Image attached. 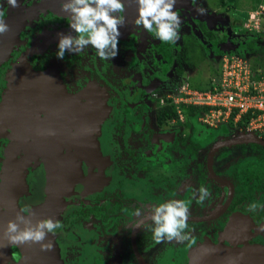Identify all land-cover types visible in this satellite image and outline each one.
Masks as SVG:
<instances>
[{
	"label": "flooded vegetation",
	"instance_id": "1",
	"mask_svg": "<svg viewBox=\"0 0 264 264\" xmlns=\"http://www.w3.org/2000/svg\"><path fill=\"white\" fill-rule=\"evenodd\" d=\"M190 2L197 10L193 1ZM8 11L16 17L14 27L20 23L23 26L9 55H0V170L5 159L14 157V146L16 158L20 156L16 137L30 150H41L42 140L47 146L58 147L67 139L72 153L75 148L81 151L84 145L79 141L89 136L92 123L99 115L96 106H107L101 91L105 92L111 107L123 109L126 116L122 122L129 125L128 129H121L120 121L111 118L108 125L115 136L106 139L112 145L108 156H101L102 151L92 146L93 150L79 159L83 177L89 170H109L110 179L108 175L94 180L90 178L96 188L95 194L83 193L76 183L77 191L65 193L69 196L58 194V204L51 210L42 191L44 185L49 189L48 182L44 184L45 165L42 161H36V164L31 161L22 170V182L12 169L9 174L13 177H0V206L9 197L6 204L14 207L17 203V210L34 225L48 218L36 213L37 208L44 205L43 212L48 209L51 218L60 220L63 225L55 234L46 235L41 243L51 242L52 247L45 249L47 252H38L29 264H264V168L248 161L250 154H260L251 148L256 144L221 147L208 159L212 145L242 134L241 125L225 126L227 133L223 134L220 130L218 132L220 124L207 125L199 121L207 136L196 142L192 126L187 116L180 113L179 106L192 104L183 101L175 105L176 98L170 100L169 96L166 97L163 91L166 87L171 88V81L166 83L164 77L160 89L150 90L152 82L158 81L153 66L164 53L171 65L177 63L176 76L175 73L168 75L175 77L181 86L182 94L179 95L186 99L185 94L192 91V88L188 89L187 75L180 67L184 63L183 57L180 52L178 54V49L174 50L177 40L175 43L160 41V47L153 34L133 23L136 5L124 6L125 22L119 28V61L116 65L112 59L98 58L90 46L79 53L66 52L63 59H58L55 56L57 36L71 33L69 15L61 11L60 0H18L14 12L4 0H0L3 17ZM176 11L186 12L194 18L198 32L199 23L204 20L206 28L212 22L218 24V36L224 34L221 32L224 28H229V35L235 36L230 31L235 19L227 23L220 16L208 18L198 10L204 19L189 11ZM225 43L230 44L227 41L221 45ZM179 68L180 75L177 74ZM79 70L83 76L74 78ZM12 71L16 76L8 92L17 86L8 105L3 106L7 75ZM23 81V85H38L34 89L33 101L30 99L28 103L21 100ZM72 82L75 83V92L70 99L65 93L64 96L58 93L57 84L67 91ZM161 94L166 97H163L164 103L157 98ZM76 105L86 107L66 108ZM165 105L172 107L177 118H157V109ZM134 109L135 113H130ZM179 124L189 127L188 134L180 139ZM208 133H215V137L212 139ZM62 151L70 152L68 149ZM260 155L262 161L259 163H262L264 157ZM30 157V160L34 159ZM103 159L107 160L108 168L107 165L104 167ZM112 183L115 184L113 189H105ZM202 186L207 187L209 196L200 202L194 193ZM15 189H18L17 194ZM168 199L183 200L188 205V241L157 242L152 239L148 228L151 221L147 218L149 207ZM252 202L260 206L249 211L248 205ZM25 206L29 211L21 212ZM135 208H141L143 215L134 216ZM3 211L0 209V264H25L26 257L32 253L29 251L28 254L26 249L33 248L28 247V242H24L27 246L8 242L3 229L10 217L7 216V222L3 224L6 213ZM135 223L140 226L132 227ZM41 243L32 242L38 247Z\"/></svg>",
	"mask_w": 264,
	"mask_h": 264
},
{
	"label": "clouds",
	"instance_id": "2",
	"mask_svg": "<svg viewBox=\"0 0 264 264\" xmlns=\"http://www.w3.org/2000/svg\"><path fill=\"white\" fill-rule=\"evenodd\" d=\"M136 4L135 25L151 33L162 42L175 43L179 37L181 18L175 10L178 0H134ZM9 7H16L18 0H4ZM125 0H60L62 12L69 15V28L71 33H60L57 36L55 56L63 59L65 53H79L90 46L95 49L96 56L102 60H110L117 54V44L120 36L119 28L124 25L125 18L122 15ZM203 12V9H197ZM240 15V14H239ZM243 15V13L241 14ZM246 18V16H245ZM9 31V25L5 23L3 14L0 13V35ZM242 57L253 56L246 53H234ZM220 59H218L217 64ZM69 107V106H66ZM194 195L200 202L209 196L207 187H199ZM255 202L249 203V211L259 207ZM29 211L28 206L21 212ZM134 216H142L141 208L133 210ZM190 216L188 205L179 199H168L162 203L149 207L148 220L151 224L148 228L152 239L160 241H176L182 243L190 239L188 219ZM21 225H24L21 227ZM135 223L132 227H139ZM60 220L44 218L34 225L18 215L15 220H9L5 228V236L9 243L20 244L24 242L41 243L45 241L47 234H55L62 229ZM51 242L41 243L42 249H50Z\"/></svg>",
	"mask_w": 264,
	"mask_h": 264
},
{
	"label": "rangeland",
	"instance_id": "3",
	"mask_svg": "<svg viewBox=\"0 0 264 264\" xmlns=\"http://www.w3.org/2000/svg\"><path fill=\"white\" fill-rule=\"evenodd\" d=\"M193 4L196 6L197 9H203V12L206 16L209 17H213V18H217V17H222L224 19H226L227 23H230L233 19H236L235 17L241 16V14L243 13V17H247V19L249 20V18L251 16H253V19H251L249 21V26L247 29L244 28V25H246L247 20L246 18H242L243 21L241 23H236V25L231 28V32H233L234 34H246L249 33V30H253V32H263L264 31V16H262L263 14H259L258 13V17H257V11L259 9H263L264 10V0H192ZM181 18V24L180 27L178 29L179 31V37L177 39V43H176V47L174 50L178 49V54L180 52L181 56V48H180V43H181V38L184 36H190L195 42L196 44L199 46L200 49V54L202 57V61L201 64L199 66V70L196 71V69L190 65L187 64L186 62H184L180 67L182 69V71L187 75V81L188 84L190 85V87H188L189 90H191L192 86L195 88H200L202 91H206L209 87H212V78L214 77V75L212 74V70L216 71V63L218 61V59H221L222 55H226V54H230L229 52H234V53H244V49L240 47H234L230 44L225 43V45H218V44H211V43H207L203 40L202 35L200 32H198L197 30V26H196V20L194 18H192L189 14H187L186 12L180 11L178 12ZM240 15H239V14ZM252 14V15H251ZM257 17V19H256ZM209 21H211V19H209ZM157 39V38H156ZM162 43V42H161ZM160 40L157 39V45H160ZM163 56V57H162ZM165 54L162 53V55L160 57H158V60L156 61V65L153 66L155 73L158 75L156 78L158 79L157 82H152L151 84V88L150 90H157L160 89L159 87L162 86V82H168L171 81V88L166 87L165 90L163 91V93L167 96L170 97V100H175V98L179 97V94H182V88L181 86H179L175 80V77H171L168 75L171 73H175L174 76H176V71L177 70V63L174 62L173 65L170 64V62H168L165 59ZM112 62L114 63V65L117 64V62L119 61L117 54L115 57L111 58ZM179 66V64H178ZM174 69V70H173ZM13 72V73H12ZM9 72L7 75V86H6V90L4 93V97L6 96L7 92H8V88L9 86L12 84L13 79H15L16 76V72L12 71ZM217 72V71H216ZM55 76L57 77L58 72L55 71L54 72ZM83 76V72L82 71H77L75 72L74 78H81ZM191 76V77H190ZM164 77V81L163 79L161 80V78ZM177 79V78H176ZM191 79V80H190ZM30 80V79H28ZM85 80V79H84ZM190 80V81H189ZM161 81V82H160ZM24 83V81L22 82V84ZM62 83V82H59ZM89 83V82H88ZM72 89H68L67 91L63 90L62 85H58L57 84V89H58V93H60L62 96H64L65 93V97L71 98V94L73 92H75V83L72 82V84L69 85ZM169 86V83H168ZM192 90H196V89H192ZM102 95L104 97L103 101L106 103L107 102V106H103V108L106 110L107 108V112L104 110V113L106 112V116L104 117V119L102 120V122L97 126L96 128V134L94 139L91 141V143H89L88 145V150H85L84 154H89L93 149L91 148L93 146L94 149H98L101 153V156L103 157H107L108 156V151L110 150L109 148L112 147L111 143L106 140L108 138H112V136H115V132L111 131V125L109 126L108 124L110 123L109 120L111 118H117L118 121H120L119 126H121L120 128L123 129V127H126L127 129L129 128V125L125 122V124L122 122L125 120L124 117V112L123 109H120L118 106H112L109 104V101L106 97V95L104 94V91H101ZM176 94H178V96H176ZM165 95L163 96L158 95L157 98L158 99H162L161 101L164 103L165 99L163 97H165ZM2 96V98H3ZM165 97V98H166ZM152 106V105H151ZM58 108L61 106H57ZM136 109H134L133 111H130V113H135ZM113 113V114H112ZM133 113V114H134ZM112 114V115H111ZM126 116V115H125ZM134 118V117H133ZM215 122V120H214ZM217 123V122H216ZM222 122H218V124H221ZM244 124V123H242ZM186 124H179V130H178V135H179V139L181 138L182 135L186 136L188 134V129L189 127L185 126ZM247 133V131L245 132ZM253 135H256L253 133ZM257 136H260L259 134H257ZM105 138V139H104ZM104 139L105 144L102 142ZM9 145H13L14 143H9ZM91 148V149H89ZM115 149V148H114ZM13 156L11 158L5 159L3 161L1 170H0V177L4 176L5 174H9L10 170H14V168H16V178L22 182L24 180V174L22 172L24 166L26 163H30L31 161H29V156H22L18 158H16V148L14 146L13 149ZM236 152V151H233ZM18 161V164H16V162ZM248 161H252L253 166H257L261 168H264V161L262 163H259L262 161V156L258 153L255 154H250V157L248 156ZM80 163V160H79ZM103 163H104V167H106L107 165V160L103 159ZM16 166V167H15ZM80 166V164H79ZM78 166V173L76 174L77 177L74 176H70L68 175V173L66 174L67 170L63 169L62 171H60L58 174H52L50 176V174L48 173V177H50L51 181H53L52 183H49V189H46V185H44V188L42 189L43 191V196L46 197L48 206L50 207V209L52 210V206H55L58 204V199L57 196L58 194H64L65 193H70V191H77V187L75 186V184L79 183L78 188L81 189V191L83 193L86 194H95V190L96 188L93 187L92 182L90 181V178L92 177L93 180L94 178H100L101 176L105 177L107 176L108 179H110L109 176V170H107L105 172L104 169H99L98 172L93 170V171H88L86 176H81L82 175V171H81V166ZM109 165H107L108 168ZM26 169V168H25ZM95 171V172H94ZM46 170H45V183H47V179H46ZM41 183V182H40ZM114 183V182H113ZM111 184L109 187H106L105 189H113L115 187V184ZM84 185V186H83ZM59 186V188H57ZM50 190V191H48ZM53 191V192H51ZM81 192V193H82ZM49 193V194H48ZM45 194V195H44ZM72 194H75V192H72ZM62 195V196H64ZM61 196V197H62ZM66 196H69V194H67ZM64 196V197H66ZM72 196V195H70ZM74 197V196H73ZM86 198V197H85ZM60 202V201H59ZM44 206V205H43ZM43 206H39L37 208V214L39 216L41 215H46V217L51 218V213L48 209H46V212H43L45 207ZM15 207L17 208V203L15 205ZM58 208V207H55ZM54 208V209H55Z\"/></svg>",
	"mask_w": 264,
	"mask_h": 264
},
{
	"label": "built area",
	"instance_id": "4",
	"mask_svg": "<svg viewBox=\"0 0 264 264\" xmlns=\"http://www.w3.org/2000/svg\"><path fill=\"white\" fill-rule=\"evenodd\" d=\"M256 13L257 17L258 13L264 16L263 9ZM251 19L253 16L249 20L246 17L245 29ZM216 71L217 76L212 78V90H192L185 94L186 99L183 95L176 98L175 105L184 101L211 107L201 119L207 125L226 122L232 115V122L236 125L243 115L248 114V120L240 124L242 134L254 133L264 138V65L255 66L250 56L230 53L222 55Z\"/></svg>",
	"mask_w": 264,
	"mask_h": 264
},
{
	"label": "water",
	"instance_id": "5",
	"mask_svg": "<svg viewBox=\"0 0 264 264\" xmlns=\"http://www.w3.org/2000/svg\"><path fill=\"white\" fill-rule=\"evenodd\" d=\"M125 3L127 4V5L125 4V6L135 7V5H136L134 0H126ZM179 9L189 11L190 13H192V15H193V13L198 14L197 10L192 6L190 0H178L177 4L175 6V10H179ZM9 10H11V11L13 10V12H14V8H12V7H9ZM198 15L200 16V18H203V19L205 18V16L201 13H199ZM3 18H4L5 23H7L9 25V31H7L3 35H0V55L1 56H7L11 52L13 45L17 39L18 31L23 25L20 23V25L15 28L14 25H15L16 17L14 15L11 16V14H9V11H8L7 15ZM15 86H17V85H15ZM37 86H38L37 83H35L34 85H32L31 83L24 84V85L22 84L21 89L23 92L21 93L22 94L21 100H26L27 103L30 101V99L33 101V97L36 93V91L34 89ZM14 87L11 88V90L6 94L4 101H3V103H4L3 106L8 105V101L13 94ZM27 88H29L31 90H27ZM15 98H16V96H15ZM79 106L80 107H86L85 105H76V106H69L66 108L72 109V108H76ZM96 107L99 110V115L97 118L94 119V121L92 123L90 134L88 133L89 136H87V138L79 141V143H82L84 145V147L82 149L80 148L81 151L75 148V149H73V153H72L70 151L72 148L71 144L68 142L67 139H65V141L64 140L61 141L58 147L47 146V144H44L43 140H42V144H41L42 149L41 150H38V149L37 150H30L28 147L26 149L24 147V145H21L20 144L21 139L19 137H16V141H17L19 148H20V154H19L20 156L19 157H22L25 154H27V155L34 157V159L30 160L32 157L29 156V160L33 161L34 164H36V161H42L45 165V170L47 172L46 173V179H47L48 184L52 183L53 181H51L50 177H48L47 174L49 173L50 176L53 173L58 174L63 169L67 170L66 174L68 173V175H70V176L77 177L76 174L78 173L79 159L82 155H84V156L86 155V154H84L85 151H83V150L84 149L88 150L87 148H88L89 143H91V141L95 137L96 128L102 122V120H103L102 118L104 117V114H105L102 106H96ZM247 143L256 144V145L264 147V139L258 138V137H256V135H253V134H241L240 136H237L234 138H229L226 140H222V141L217 142L214 145H212L210 147V150L208 153V159H210L212 153L215 150H217L221 147H229L232 145L247 144ZM21 146H23V147H21ZM65 149H68L70 152L62 151ZM50 155L52 156L53 160H51ZM28 164L29 163H26L23 169H25ZM15 169L16 168H14V170H13L14 172H16ZM4 177H13V174L4 175L2 178H4ZM57 188H59V186ZM17 190L18 189L14 190V192L16 194H17ZM6 192L8 193L7 190L4 191V193H6ZM51 192H53V191H51ZM6 202L7 203L9 202V197L7 198ZM6 202H4L3 205L0 206V209L2 210V208H3L4 209L3 212H6L3 215V219H2L3 224L5 222H7V219H6V218H8L7 216L10 217V220H15L18 215H22L17 210V208L15 206L14 207L9 206L8 204H6ZM14 209H15V211H14ZM4 217H5V219H4ZM134 229L135 228H133V232H134ZM3 230H5V228Z\"/></svg>",
	"mask_w": 264,
	"mask_h": 264
},
{
	"label": "trees",
	"instance_id": "6",
	"mask_svg": "<svg viewBox=\"0 0 264 264\" xmlns=\"http://www.w3.org/2000/svg\"><path fill=\"white\" fill-rule=\"evenodd\" d=\"M236 19L233 20L232 26L230 28H233L235 23H241L245 17L243 15L235 17ZM243 18V19H242ZM204 20H201L199 23V30L203 37V39L207 42H215L216 44H223L224 42H230L232 46L240 47L244 49V53L250 54L253 56V64L256 65H264V31L263 32H253L250 31L246 34H235V36L229 35V28H224L223 31L224 34L218 36V24L216 22L210 23V25L207 26V28L203 25ZM181 51H182V57L183 62H186L187 64L193 65L196 69V71L199 70V66L202 61V57L200 54L199 46L196 44V42L190 37V36H183L181 38ZM239 53V52H237ZM242 54V52L240 53ZM181 56V55H180ZM181 61V62H182ZM180 62V61H179ZM180 62V63H181ZM179 63V64H180ZM181 65V64H180ZM177 74H181V69L179 68L177 71ZM212 74L214 77L217 76V72L215 70H212ZM190 87V86H189ZM192 89H196L197 91H202L200 88H195L192 86ZM207 90H212V87H209ZM180 113L182 115L187 116V119L189 120V124L192 126V136L193 139L196 140V142L201 139L203 136H207V132H205V127L201 125L199 121L206 115L212 108L209 106H200V105H184L180 104ZM157 118H177V114L173 111L172 107L170 106H162L156 111ZM249 118L248 114H245L241 117V119L238 121L237 124H241L245 121H247ZM232 119L233 115L230 117L229 120L226 122H223L220 124V127L218 129V132H222L223 134H226L227 129L225 126L232 125ZM222 125V126H221ZM209 134V133H208ZM215 133H210L209 137L212 139L215 137ZM195 142V143H196ZM251 148L254 150H257L260 154L264 157V147H260L257 145H251Z\"/></svg>",
	"mask_w": 264,
	"mask_h": 264
},
{
	"label": "bare ground",
	"instance_id": "7",
	"mask_svg": "<svg viewBox=\"0 0 264 264\" xmlns=\"http://www.w3.org/2000/svg\"><path fill=\"white\" fill-rule=\"evenodd\" d=\"M30 128V127H29ZM4 232H5V230H4ZM25 244V246H27L26 245V243H24ZM28 247H30V248H33L32 250L31 249H26V252L29 254V251H31L32 253L30 254V255H28L27 257H26V260H25V264L26 263H32L33 262V257H35V255L39 252H42L41 250H45V249H42L41 247H38L37 246V244H32V242L31 241H29L28 242ZM39 250V251H38ZM46 252L48 251V250H45ZM37 256V255H36Z\"/></svg>",
	"mask_w": 264,
	"mask_h": 264
}]
</instances>
